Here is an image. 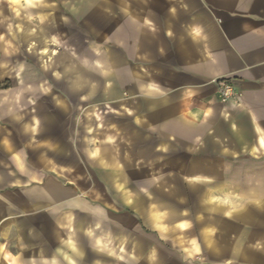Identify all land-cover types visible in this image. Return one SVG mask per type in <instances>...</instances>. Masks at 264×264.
I'll use <instances>...</instances> for the list:
<instances>
[{
  "label": "crops",
  "instance_id": "obj_1",
  "mask_svg": "<svg viewBox=\"0 0 264 264\" xmlns=\"http://www.w3.org/2000/svg\"><path fill=\"white\" fill-rule=\"evenodd\" d=\"M0 264H264V0H0Z\"/></svg>",
  "mask_w": 264,
  "mask_h": 264
},
{
  "label": "built area",
  "instance_id": "obj_2",
  "mask_svg": "<svg viewBox=\"0 0 264 264\" xmlns=\"http://www.w3.org/2000/svg\"><path fill=\"white\" fill-rule=\"evenodd\" d=\"M214 84L217 87V96L222 104L236 103L239 95L235 92L234 86L229 80H218Z\"/></svg>",
  "mask_w": 264,
  "mask_h": 264
},
{
  "label": "clouds",
  "instance_id": "obj_3",
  "mask_svg": "<svg viewBox=\"0 0 264 264\" xmlns=\"http://www.w3.org/2000/svg\"><path fill=\"white\" fill-rule=\"evenodd\" d=\"M11 2H12V3H15V2H16V0H11Z\"/></svg>",
  "mask_w": 264,
  "mask_h": 264
}]
</instances>
